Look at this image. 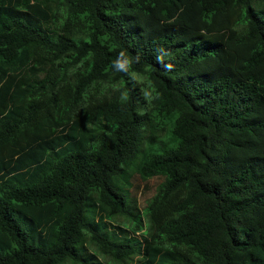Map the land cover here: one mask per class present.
Instances as JSON below:
<instances>
[{
  "label": "trees",
  "instance_id": "1",
  "mask_svg": "<svg viewBox=\"0 0 264 264\" xmlns=\"http://www.w3.org/2000/svg\"><path fill=\"white\" fill-rule=\"evenodd\" d=\"M0 264H264V0H0Z\"/></svg>",
  "mask_w": 264,
  "mask_h": 264
},
{
  "label": "rangeland",
  "instance_id": "2",
  "mask_svg": "<svg viewBox=\"0 0 264 264\" xmlns=\"http://www.w3.org/2000/svg\"><path fill=\"white\" fill-rule=\"evenodd\" d=\"M257 8V4H254ZM114 182L120 189L128 194L129 202L132 207V218L142 228V234L149 235L152 231L151 221L148 215L147 207L155 194V182L153 180L141 179L133 169L126 170L121 176L114 179ZM121 223H113L126 226L128 222L125 219H119ZM113 225L110 226L111 229ZM126 228V227H125ZM119 234L118 230H115ZM127 233H129L127 231ZM106 259L100 257V261Z\"/></svg>",
  "mask_w": 264,
  "mask_h": 264
}]
</instances>
